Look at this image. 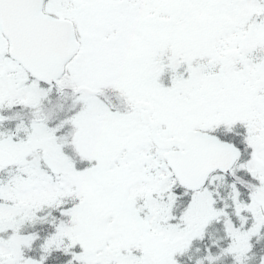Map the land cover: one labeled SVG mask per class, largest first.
Returning <instances> with one entry per match:
<instances>
[{
    "label": "snow or ice",
    "instance_id": "6c2138e0",
    "mask_svg": "<svg viewBox=\"0 0 264 264\" xmlns=\"http://www.w3.org/2000/svg\"><path fill=\"white\" fill-rule=\"evenodd\" d=\"M0 264H264V0H0Z\"/></svg>",
    "mask_w": 264,
    "mask_h": 264
}]
</instances>
